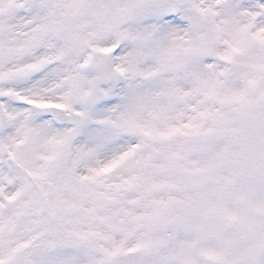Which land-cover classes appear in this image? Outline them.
<instances>
[{
    "label": "snow or ice",
    "instance_id": "obj_1",
    "mask_svg": "<svg viewBox=\"0 0 264 264\" xmlns=\"http://www.w3.org/2000/svg\"><path fill=\"white\" fill-rule=\"evenodd\" d=\"M0 264H264V0H0Z\"/></svg>",
    "mask_w": 264,
    "mask_h": 264
}]
</instances>
